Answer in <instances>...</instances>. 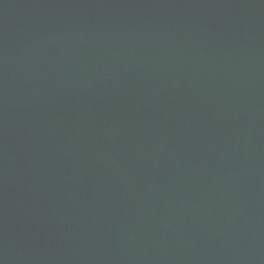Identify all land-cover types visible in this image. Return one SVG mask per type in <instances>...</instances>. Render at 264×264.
Here are the masks:
<instances>
[{
    "label": "water",
    "instance_id": "obj_1",
    "mask_svg": "<svg viewBox=\"0 0 264 264\" xmlns=\"http://www.w3.org/2000/svg\"><path fill=\"white\" fill-rule=\"evenodd\" d=\"M0 264H264V0H0Z\"/></svg>",
    "mask_w": 264,
    "mask_h": 264
}]
</instances>
